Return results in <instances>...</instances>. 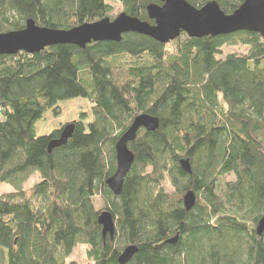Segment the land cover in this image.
<instances>
[{
  "label": "trees",
  "instance_id": "16d2710c",
  "mask_svg": "<svg viewBox=\"0 0 264 264\" xmlns=\"http://www.w3.org/2000/svg\"><path fill=\"white\" fill-rule=\"evenodd\" d=\"M119 1L122 14L152 25L147 8L162 5ZM186 1L201 9L212 0ZM214 1L230 15L245 0ZM107 18L106 0H0V34L29 20L71 30ZM237 45L246 53L219 59ZM80 98L89 111L70 122L67 145L49 153L63 129L38 135L36 123ZM142 114L160 126L129 144L135 160L116 197L106 185L115 147ZM35 174L39 182L22 190ZM228 175L236 180L220 185ZM0 183L16 190L0 196V264H77L67 259L79 245L89 246L93 264H118L129 246L139 252L128 264H264V234L256 232L264 217V38L183 34L162 45L127 34L120 43L0 56ZM191 191L197 204L187 212ZM96 198L114 217L113 241L103 238Z\"/></svg>",
  "mask_w": 264,
  "mask_h": 264
},
{
  "label": "water",
  "instance_id": "95a60500",
  "mask_svg": "<svg viewBox=\"0 0 264 264\" xmlns=\"http://www.w3.org/2000/svg\"><path fill=\"white\" fill-rule=\"evenodd\" d=\"M160 1L162 5L153 4L147 8L149 20L154 25L124 13L114 20L107 18L71 30L42 28L29 20L22 31L0 34V56H14L21 52L34 55L48 47L60 45L85 49L92 43H120L123 36L127 34L147 36L162 45L176 41L183 34L191 39H202L247 32L264 38V0H245L230 15L224 13L214 0L201 9L193 7L186 0ZM159 126V119L142 114L135 119L130 129L116 144V173L106 182L108 189L116 197L122 194L126 177L135 160L129 144L136 140L139 131L155 132ZM74 131V124L66 125L60 138L50 142L48 152L52 153L54 149L67 145ZM180 164L185 173L192 174V167L188 160H182ZM183 204L187 212L194 209L197 204L196 194L193 191L188 192L183 197ZM98 224L102 228L103 238L109 237L113 241L116 235L113 215L108 211L102 212L98 218ZM256 232L258 236H263L264 217L258 223ZM179 237L180 235H177L167 243L175 245ZM138 252L139 249L136 246L127 247L119 257L118 264H128Z\"/></svg>",
  "mask_w": 264,
  "mask_h": 264
},
{
  "label": "rangeland",
  "instance_id": "374dc122",
  "mask_svg": "<svg viewBox=\"0 0 264 264\" xmlns=\"http://www.w3.org/2000/svg\"><path fill=\"white\" fill-rule=\"evenodd\" d=\"M106 3L113 7V18L114 20L123 12L122 5L119 0H106ZM247 48L237 45L225 47L222 51V55L219 59H225L228 55L245 54ZM91 105L86 99H70L67 101L60 102L58 108H60V114L55 115L53 110H48L44 114L43 118L36 123V132L38 135H46L53 129H63L64 126L70 124V122L78 121L81 117V113L89 111ZM235 176L228 175L220 179V185H224L228 182H234ZM39 182V175L35 174L27 183L23 184L20 188L22 190H29L36 183ZM165 188L168 192H172L171 184L166 181ZM16 190L10 185L0 183V196L15 192ZM95 207L97 211H106V206L102 198L95 199ZM90 248L86 245H79L74 250L67 262H76L77 264H93L92 260L88 258V252Z\"/></svg>",
  "mask_w": 264,
  "mask_h": 264
}]
</instances>
